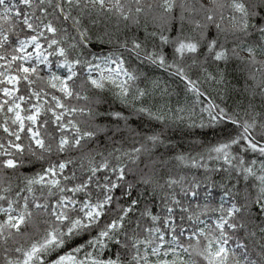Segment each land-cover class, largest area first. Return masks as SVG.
I'll use <instances>...</instances> for the list:
<instances>
[{
    "label": "snow or ice",
    "instance_id": "6c2138e0",
    "mask_svg": "<svg viewBox=\"0 0 264 264\" xmlns=\"http://www.w3.org/2000/svg\"><path fill=\"white\" fill-rule=\"evenodd\" d=\"M209 3L211 6L201 3L196 9L197 14H202L200 20L190 21L196 35H184L181 30L170 40L162 32L148 34L163 45H173L176 60L172 63H167L165 54L157 48L148 50L143 41L133 39L131 46L127 40L121 44L141 63L147 61L180 78L187 91L194 95L196 104L206 102L201 112L207 113L209 126L230 123L239 129L226 142L212 146L207 153L208 159L223 160L244 181L252 178L258 182L254 198L245 193L242 199H237L232 189H226L215 221L206 223L196 217L194 223L204 227L193 228L190 232L181 228L179 235L187 234L189 242L185 246L173 227V207L165 205L169 215L160 227H148L132 220L139 200L121 203L117 197V190L122 187L121 195L130 196L133 187L127 182V175L133 169L122 157L137 164L144 163L141 157L146 156L144 167L152 173L158 165L166 163L152 158V148L163 143L159 134L147 135L144 138L147 144L138 142L136 146L134 143L129 151L115 149L120 152L115 156L113 152L93 155L84 151L85 143L82 142L109 131L115 135L121 131V122L128 127L129 119L120 111H98L96 106L107 101L88 95V86L98 92L114 88L115 98L135 114L147 115L159 122H163L166 115L144 106V98L150 93L138 87L133 90L138 76L125 67L122 56L90 52L89 58H85L81 49L87 48L90 41L88 29L83 26L85 18L92 17L91 22L96 23L95 18L115 17L121 22L139 24L142 16L151 15L167 23L179 6V18L183 21L184 12L191 10L187 0H152L151 3L146 0H0V214L4 217L0 220V264H124L119 256L101 258L100 254L110 244L120 246L126 254L131 253L127 264H200L197 257L203 264H264V159L259 163L262 174L257 175L254 170L257 159L245 161L242 155L232 153L233 147L238 146L243 153L264 158V113L255 111L252 103L257 95L264 100V60L257 59L258 52L264 55V0H209ZM68 21L76 36H71L63 27ZM209 27L216 29V36L211 39L205 35ZM20 33H26L23 39ZM229 37L235 47L225 46ZM252 37H255L254 42H249ZM201 41H206L204 62L199 59L204 55ZM240 51L247 56H241ZM54 56L61 58L56 66L64 69L65 75L58 76L51 71L53 62L49 57ZM209 57L225 64L234 57L245 65L249 79L255 82L254 87L245 89L250 93L244 111L247 119L215 103L201 90V83L222 84L225 81L222 72L213 74L205 66ZM186 58L191 64L177 63ZM41 65L49 69L47 78L41 75ZM193 67L202 72V78H191L189 70ZM78 68H83L86 75L83 82L76 85L75 79L81 75ZM227 91L225 87L220 97L225 103ZM137 102H140L138 107ZM98 117H107L116 123L110 128L96 123ZM49 125L57 134L47 131ZM204 126L201 123L200 127ZM75 149L81 150L80 175L70 167L76 163L71 158L50 161L41 172L24 177L23 187L17 186L15 192L10 178L4 175V170L20 167L26 152L37 160H45L52 154H65ZM96 156H100L99 162ZM203 158L177 157L191 167L207 168L201 163ZM102 172L103 176L98 175ZM184 179L182 176L179 179L169 177L165 183L171 188L182 185ZM142 182L151 184V177L145 173ZM199 187V183L191 186L192 189ZM181 191L185 196L198 195L195 190L183 187ZM51 197H55L54 202ZM171 201L180 204L175 194ZM253 207L259 223L253 222ZM140 215L153 223L161 221L160 216L147 208ZM188 219L193 220V217L190 215ZM29 226L32 232L27 231ZM93 230L95 234L85 242L59 254V250L71 241ZM241 231L252 238L251 248L237 237ZM169 233L170 240L166 239ZM237 250H240L239 258ZM53 253L55 257L50 258Z\"/></svg>",
    "mask_w": 264,
    "mask_h": 264
},
{
    "label": "trees",
    "instance_id": "16d2710c",
    "mask_svg": "<svg viewBox=\"0 0 264 264\" xmlns=\"http://www.w3.org/2000/svg\"><path fill=\"white\" fill-rule=\"evenodd\" d=\"M151 2L152 0H146V3ZM176 10L181 9L179 8V6H177L173 10V16L175 15L174 13ZM0 11H2V9H0ZM73 14H76L75 11L73 12ZM184 14L185 19L188 18L192 20L188 13ZM92 19V17H88L83 20V26L88 29V34L90 37L87 48L81 49V51L83 52V56L85 58H89L88 54L90 52L99 55L116 53L122 56L125 60V67H128L130 71L134 72L138 76V88L144 89L148 93H150V95L144 98V106L150 107L153 112L163 111L166 115V119L163 122H159L155 119H150V117H148L147 115L138 114V120H135V123H132L131 118H134L136 114L130 111L132 110L131 108L125 107V105L121 104L120 101L115 98L113 94L115 91L114 88L113 91L106 90L105 92H98L97 90L91 89V87L88 86L86 88L88 95L93 96V98H98L102 101H107V103H101L100 105L96 106L98 111H122V113L129 117V119L128 127L126 128L123 122H121V131L115 133V135H113L112 132L109 131L107 133L99 134L98 137L93 140L82 142L85 143L84 151L91 152L93 155H95L97 152H102L104 153V155H107L109 152H113L115 156L119 155L120 152L129 151L134 143H136V146H139L138 142L147 144L148 142L146 141V139H144L147 135L159 134L163 143L152 148V158L156 160H163L166 163L163 165H158L155 172L152 173L149 172V169L144 167V163H147L148 160L146 156L141 157V160L144 161V163L138 162L137 164H133L126 158L122 157V159H124V162L128 164V167L133 169V171L129 172L127 175V182L132 184L133 187L131 189L130 196L121 195L124 191L122 187L121 189L117 190V197L119 198V201L121 203H124L125 201L130 199L139 200L137 211L133 215L132 220L139 221L144 226L160 227L162 225L163 219L168 216V214H166L165 205L174 206L175 208L178 206L172 203V195L175 194L176 199L179 200L181 199L179 193L182 192V187L192 190L191 184L182 183V185L177 184L169 188L165 182L169 179V177L175 179H179L181 176L184 177L186 175V170H189V172H192L193 170H195L196 172V170H198V168H194L191 166L183 168L179 164L177 157H179L180 155H184L194 156L197 157V159H200V157L203 156L204 158L201 161H208L210 159H208L206 152H208L212 146L216 145V139L226 137L229 138L230 135L233 136L239 130H237L238 128L236 126H233L230 123H219V129L214 128L215 124L213 126H209V118L206 119L207 113L201 112V108L203 106H201L200 108V104L195 103L194 95L187 91L184 82H182L180 78L171 75L170 72L165 71L164 68L153 65L147 61L141 63L131 53L125 51V49L121 47V44L124 41L127 40L129 46H131V41L133 39H137L143 41L148 50L157 48L158 50L169 51V49L172 48L171 43L163 45L158 40V38L151 37L148 34L152 32H156L158 34L162 32L163 34H165L166 31H168L170 35L167 36H169L171 40L170 36L173 35L174 29H181L184 32L188 31V29L189 31L191 29L193 31V23H191L192 25L190 26L187 23H183L180 19V22L169 20L167 23H165L161 20L154 19L151 15L147 17L142 16L139 24H134L131 21L121 22L118 21L115 17H112L110 19L104 17L95 18L96 23H92ZM157 20L160 22H158ZM70 24L71 21L65 22L63 24V27L68 29V32L71 36H76L77 33L72 27H70ZM166 24H170L171 29L167 26L164 27V25ZM209 30L210 34L209 36H207V38H214L216 36V34L214 35V32H216V30H214V28L212 29L211 27H209ZM19 35L20 38H23L26 33H20ZM220 38L222 40L223 36H221ZM254 40L255 37H252L249 39V42H254ZM233 43L235 42L231 37H229V40L225 46L228 48H232ZM201 44V52L204 53V55L200 56L199 59L201 62H204L207 52L206 48H204L203 46L204 44ZM173 56L174 55H167V63H172L173 60H176V58ZM51 59L59 62L61 58L54 56L51 57ZM178 62L179 60H177V63ZM185 63L191 64V60L187 59ZM56 65L52 69L54 73L56 70L55 68L57 67ZM205 66L208 67L209 71L213 74H216L218 71L222 72L225 77V81L222 84L201 83V90L205 91L215 103L220 104L222 107H227L230 112L235 110L239 113L240 117H246L244 115V111L248 107L250 93L245 92V89L249 86L254 87L255 83L253 84L252 80L249 79L248 71L245 65L240 60L234 57L230 58L226 64L224 62H214L209 57L207 59V62L205 63ZM41 68L43 69L41 71V75L47 78L49 72L44 70V66ZM77 70L81 73V75L75 79V84L79 85L83 82V77L85 75L83 68H78ZM57 73L58 71H56V74ZM189 75L192 79L202 78V72L196 67H193L189 70ZM37 83L39 84V82ZM225 87L228 90L226 103L222 102L220 99V97L224 94ZM133 90H135L134 87ZM21 91H24L23 85H21ZM258 91L259 89H257V92ZM154 93L156 95L155 99H153L152 97ZM55 94L60 95L59 92H56ZM201 100H204V98L201 97ZM71 102L76 103L75 101ZM80 103H83V101H81ZM252 103L255 105V111L264 113V100H262L259 95H257L252 100ZM202 105L207 106L206 102ZM123 106L125 108H122ZM138 106H140V102H137V107ZM181 109H183V111H180ZM96 123L108 125L111 128L115 125L116 122L110 121L107 117H98ZM201 123H203L205 126L200 127ZM129 129H132L134 131H129ZM47 131L52 134H57L51 125L48 126ZM0 135H2V133H0ZM110 136L111 139H109ZM149 147H151V145H149ZM115 149H119L120 152H115ZM240 155L243 156L245 161L257 159V164L255 165L254 170L257 171V175L262 174L259 171V163L260 160L264 158H259L258 154H253L250 152ZM80 156L81 150L75 149L65 154H52L45 160H37L36 157L31 156L26 152L22 157V163L20 167L16 170L6 169L9 170V172L6 171V173L4 171V175L6 177L8 175L12 184L14 183V185L12 186L13 191L15 192L18 190L17 186L23 187L24 177H31L36 173L41 172L43 167H47L50 161L55 162L58 158H71L75 160L76 163L71 165L70 167L76 170L77 175H80ZM100 159V156H96L97 162H99ZM211 161H213V159ZM112 163L115 164L116 161L112 159ZM209 168L212 172L209 176V181L206 184H200V190L203 191L202 187H204V191L206 192L208 188H211L212 190H210V193L213 191V194H220L224 193L226 189H232V191L237 194V199H242L245 193H250L252 198V195L255 196L256 188L255 184H252L254 183L253 181H255L254 179L250 178L248 181H244L242 178L238 177L235 172L229 171L224 167H216L215 164L211 163L209 165ZM172 171H174V173ZM16 172L18 174H16ZM145 173H147L151 177V184H144L142 182ZM195 174L196 176L200 175L199 173ZM98 175L103 176L104 173L102 172ZM191 175H194V173H191ZM194 183L202 182H200L199 180ZM234 185L235 187H233ZM243 186L246 189H242ZM37 195H40L39 191H37ZM93 195L95 197V192L93 193ZM198 196H200L199 192ZM191 201H187L190 203L185 204L187 206H184L182 210L174 208V211L171 214L173 217H175L174 225L176 227H178L179 224H182V226H180V228H178L177 230V235L180 234L181 228H183L186 223H188L187 212H191L194 215L192 210H194L195 201L194 204ZM146 208L152 211L153 214L160 216L161 221L153 223L149 218L141 217L140 213H142ZM200 208L199 210H201ZM218 208L219 206L212 208L209 211V214L219 215V212L217 211ZM198 212L200 215H203V210ZM111 215H114V211L113 213H111ZM198 217L200 218L199 215ZM103 222L104 221H102V223ZM253 222L259 223V220L255 219L254 207ZM191 224L196 223L192 221L188 225V228H190ZM27 231L32 232V228L29 226ZM239 233L241 234V236H239L240 238H242L241 240L247 243L251 248L253 246L252 238L246 237V234L243 231ZM94 234L95 230H93L89 234L81 235L80 237L71 241V243L64 249L59 250V254H63L65 251L70 250L72 247L85 242L88 238H90L91 235ZM141 239H143V235H141ZM179 239L184 244L189 243L188 240H186L185 235H179ZM55 255L56 253H53L52 257L50 258H54ZM100 255L101 258L104 259H115L117 256H121V260L128 261V259H130L131 253L128 252L126 254L120 246L110 244L109 247L103 250ZM196 259L199 261L201 258L197 257Z\"/></svg>",
    "mask_w": 264,
    "mask_h": 264
},
{
    "label": "rangeland",
    "instance_id": "374dc122",
    "mask_svg": "<svg viewBox=\"0 0 264 264\" xmlns=\"http://www.w3.org/2000/svg\"><path fill=\"white\" fill-rule=\"evenodd\" d=\"M205 1L206 0H187V6L189 7V6H191L189 9H191V10H189V11H185L184 13H188L189 14V16H190V18L193 20V19H196V20H200L201 19V15L202 14H197V12H196V9H198L199 8V5H200V3H202V4H204V5H206V6H210V3H209V0L207 1V3H205ZM178 11H179V13H178ZM180 12H181V10H176L175 11V16L173 17V19H171L170 21H175V22H178L179 21V17H180ZM178 13V14H177ZM177 15V16H176ZM185 15V14H184ZM173 16V15H172ZM158 21V20H157ZM191 20L190 19H188V18H186V19H184L182 22L183 23H187L188 25H192L191 24V22H190ZM159 22V21H158ZM176 24H179V23H176ZM158 25V24H157ZM168 27V28H170L171 29V26H170V24H166V25H164V27ZM192 26H194V24L192 25ZM195 27V26H194ZM212 29L214 28V27H211ZM186 30H187V27H186ZM214 30H216L215 28H214ZM180 31H181V29H174L173 30V35H171L170 37H171V39H174L179 33H180ZM169 34V32L168 31H166V33H165V35H168ZM209 34H210V30H209V28L207 29V31H206V33H205V35L206 36H209ZM216 34V32H214V35ZM184 35H188V36H192V35H196V33H194L193 31H192V29L189 31V29H188V31H185V33H184ZM24 38V37H23ZM23 38H21V39H23ZM201 43H203V44H205L206 43V41H201ZM233 46L232 47H235V43H233L232 44ZM238 51H239V49H237ZM29 51H31V49H29ZM160 51H162L164 54H165V56L167 57V55H174L173 57H175V54H174V48H173V45H172V48H170L169 49V51H167V50H160ZM168 52V53H167ZM244 55V56H247V53L246 52H243V51H240V55ZM207 55V54H206ZM176 58V57H175ZM49 59L53 62V64H52V68H51V71L53 72V67L58 63L57 61H55V60H52L51 59V57H49ZM167 59V58H166ZM258 59V58H257ZM186 60H187V58H186ZM185 60V61H186ZM258 60H264V55L260 58V59H258ZM178 63H180V61L178 62ZM182 63V62H181ZM185 63V62H184ZM41 67H43V65H41ZM56 70H55V74H56V71H58V73L56 74V75H58V76H63V75H65V70L64 69H61V68H59V67H56L55 68ZM44 70L45 71H48L49 72V69H47L46 67H44ZM49 74V73H48ZM84 75H86V73L84 72ZM94 75H98V73H94ZM252 83L254 84L255 82L254 81H252ZM203 107H206L205 105H202ZM206 119H208V116L206 115ZM242 118H244V119H247V117H244V116H241ZM218 126H219V123H217V124H215V127L214 128H217V129H219L218 128ZM237 130H239V129H237ZM237 134V133H236ZM236 134H234L233 136H235ZM233 136H229V138H220V139H216V145H218L219 143H222V142H226L227 140H229L231 137H233ZM224 139H226V140H224ZM207 153L208 152H206V155H207ZM232 153H233V155H240V154H244L243 152H241V150H240V148L238 147V146H234L233 147V149H232ZM213 155H215V154H213ZM212 159H210V160H208V161H201V163H203V164H206L207 165V168H203V167H201V168H198V170H196V172H195V170H193L192 172H189V170H186L185 171V179H184V181L182 182V183H186V184H191V186L194 184V182H196V181H199L200 180V182H202V183H199V184H201V185H203V184H206L208 181H209V176H210V174L212 173L211 172V169L209 168V165H210V163L211 164H215L216 165V167H224V168H226V169H228L229 171H231V169H230V166L229 165H227V164H225L224 163V161L223 160H215V159H213V161H211ZM178 162H179V164L183 167V168H186V167H189L190 165H186V164H184V163H182L181 161H179L178 160ZM214 162V163H213ZM234 163H235V161H234ZM5 172L7 171V172H9V170H4ZM6 172V173H7ZM173 173H174V171H172ZM15 173V172H14ZM191 173H194V175H191ZM195 173H199L200 175L199 176H196V174ZM5 174V173H4ZM16 174H18L17 172H16ZM178 174V173H177ZM193 177H195V180H193ZM7 178H10V177H8V175H7ZM254 183H252V184H255V188H256V184L258 183L257 181H253ZM12 183V182H11ZM12 185H14V183L12 184ZM241 185V184H240ZM242 186V185H241ZM251 187V186H250ZM250 187H248V188H250ZM201 188V187H200ZM200 188H196V189H192V190H195L197 193L199 192V194H200V196H195V197H191L190 196V198L189 199H187V200H183L182 201V199H179V201H180V204L176 207L177 209H180V210H182L183 209V207L184 206H187V205H185V204H188V203H190V202H187V201H191L192 199V203L194 204V201H195V204H194V210H192V212L194 213V215L191 213V212H187V217H189L190 215L193 217V220H189L188 219V223H186V225L183 227V229H187L188 230V232H190L193 228H197V227H204V225L203 224H198V223H196V224H191L190 225V228H188V225L192 222V221H194L195 220V218L196 217H198V215L200 216V220H203V221H205L206 223H212L213 221H215L216 219H217V217H218V215H215V214H212V217H211V214H209V211L212 209V208H214V207H216V206H219L220 205V202H221V197L223 196V193H220V194H213V191L210 193V190H212L211 188H208L207 189V191L205 192L204 190V187H202L203 188V191L202 190H200ZM242 189H246L244 186L242 187ZM256 190V189H255ZM256 195V194H255ZM253 196V198L255 197L254 195H252ZM81 198H83V197H81ZM194 198H197V199H194ZM50 200H52L53 202L55 201V197H51L50 198ZM5 206H7V205H5ZM170 207H173V209L175 208L174 206H170ZM201 207V208H200ZM225 207H227V204H225ZM175 208V209H176ZM199 208L201 209V210H203V215H200L199 214V212L198 211H201V210H199ZM188 209V208H187ZM167 212V211H166ZM186 212V211H185ZM169 215V214H168ZM213 215H215V218H213L214 216ZM0 217H1V219L0 220H2L4 217H3V215L2 214H0ZM41 219H43V217H41ZM180 226H182V224H179V226L178 227H176L174 224H173V227L176 229V233H178V228H180ZM31 227V226H30ZM180 236H183V235H180ZM239 236H241V234L240 233H237V237L241 240L242 238H240ZM185 237H186V240H187V234H185ZM166 239H171V233H169V235L168 236H166ZM181 241V240H180ZM242 242H243V240H241ZM23 242V241H22ZM181 243H183V242H181ZM184 244V243H183ZM185 246H187V243H185L184 244ZM234 246V245H233ZM236 255H237V257L239 258V255H240V250H237V252H236ZM185 259H186V257H185ZM200 261V263L201 264H203V262H202V260L200 259L199 260Z\"/></svg>",
    "mask_w": 264,
    "mask_h": 264
},
{
    "label": "bare ground",
    "instance_id": "6f19581e",
    "mask_svg": "<svg viewBox=\"0 0 264 264\" xmlns=\"http://www.w3.org/2000/svg\"><path fill=\"white\" fill-rule=\"evenodd\" d=\"M207 1H208V0H206L205 3H207ZM200 4H201V3H200ZM210 6H211V5H210ZM188 8H190V7H188ZM174 16H175V15H174ZM174 16H173V17H174ZM158 20H159V19H158ZM68 22H69V21H68ZM159 22H160V21H159ZM178 22H180V21H178ZM182 31H183V30H182ZM180 32H181V31H180ZM184 33H185V32L183 31V34H184ZM168 35H170V33H169ZM204 48H205V47H204ZM241 56H244V55L242 54ZM262 56H263V55L259 54V52H258V54H257V58L260 59ZM166 61H167V60H166ZM184 62H185V61H184ZM138 85H139V83H138V81L136 80L135 83H134V85H133L134 89L137 88ZM185 91H186V90H185ZM152 97H153V99L156 98L155 93L153 94ZM199 106H200V108H201L202 104H200ZM122 108H125V107L123 106ZM130 111L133 112V110H130ZM120 112H122V111H120ZM128 112H129V111H128ZM123 114H124V113H123ZM124 115H125V114H124ZM137 115H138V114H136V116H135L134 118H133V117L131 118L132 123H135V120H136V121L138 120V119H137V118H138ZM125 116H126V115H125ZM150 119H152V118H150ZM179 194H180V197H181L182 201H183V200H187V199L190 198V196H185V195L183 194V192H180ZM191 197H192V196H191ZM166 214H168V213L166 212ZM213 216H214L213 218H215V215H213ZM211 217H212V214H211ZM0 219H1V218H0ZM120 258H121V256H120ZM186 259H187V257H186ZM122 261L124 262V264H127V262H128V261H124V260H122Z\"/></svg>",
    "mask_w": 264,
    "mask_h": 264
}]
</instances>
